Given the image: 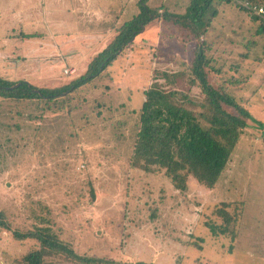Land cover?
I'll list each match as a JSON object with an SVG mask.
<instances>
[{"label": "rangeland", "instance_id": "1", "mask_svg": "<svg viewBox=\"0 0 264 264\" xmlns=\"http://www.w3.org/2000/svg\"><path fill=\"white\" fill-rule=\"evenodd\" d=\"M194 2L200 16L187 19L185 26L175 24L176 18L165 19V12L147 23L134 47L128 46L113 66L81 88L73 113L44 118L31 102L0 101V213L13 228L34 229L45 220L79 254L120 264H264L260 21L222 0H111L105 34L140 16L144 7L185 17ZM23 26L8 38L0 26V47L12 51L11 63L0 59V78L52 88L86 74L95 56L87 46L98 44L94 38L28 37L31 24ZM203 27V35L193 33ZM112 39L105 37L104 46ZM200 45H209L216 66L224 69L218 78L210 75L212 83L217 87L233 78L229 90L251 120L214 189L191 180L181 193L163 174L132 169L130 157L144 90L155 80L166 87L163 74L180 72L182 62L191 64ZM64 67L78 70L66 75ZM221 77L226 80L218 82ZM225 204L233 217L231 234L215 236L210 225L222 224L217 210ZM36 246L0 229V264H25L24 257ZM44 264L74 263L53 256Z\"/></svg>", "mask_w": 264, "mask_h": 264}, {"label": "trees", "instance_id": "2", "mask_svg": "<svg viewBox=\"0 0 264 264\" xmlns=\"http://www.w3.org/2000/svg\"><path fill=\"white\" fill-rule=\"evenodd\" d=\"M211 1L204 0L207 4ZM222 1L232 3L254 16L252 19L261 23L258 33L264 34V25L257 16L233 0ZM249 1L261 3L264 0ZM144 8L140 16L121 26L105 49L92 58L85 75L52 88L25 81L9 82L0 78V101L31 102L36 105V112L44 118L47 114L73 113V102L82 93L81 88L113 66L126 48L133 44L137 34L144 30L145 25L159 18L158 12ZM197 8L194 2L190 8L193 21L200 16V13L196 14L199 11ZM173 18H176L175 24L181 26H185L188 19L186 15ZM165 19L169 21V17ZM193 29L192 32L196 31ZM205 31L206 27H203V30L193 33L200 36ZM211 51L209 45L198 46L191 64L182 62L180 72L171 76L163 74L166 87L155 80L144 90V102L139 112L130 167L145 174H163L174 189L181 193L188 191L191 180L206 189H214L227 170L242 132L251 120L249 110L229 90V86L233 85V78L222 84L218 83L217 87L210 80L211 74L218 78L224 70L222 66H216ZM225 80L221 77L218 82ZM235 82L238 83L236 80ZM195 88L199 90L198 94H194ZM226 108H232L233 112ZM92 195L95 196L93 191ZM226 207L228 206L225 204L217 210L223 220L222 224L210 225L215 236L231 234L233 217L226 211ZM44 221L40 222L41 226L21 231L13 228L4 214L0 213V229L12 232L15 240H33L38 245L26 254L25 264H44L48 257L53 256L74 264H120L79 254L50 226H45Z\"/></svg>", "mask_w": 264, "mask_h": 264}, {"label": "crops", "instance_id": "3", "mask_svg": "<svg viewBox=\"0 0 264 264\" xmlns=\"http://www.w3.org/2000/svg\"><path fill=\"white\" fill-rule=\"evenodd\" d=\"M110 1L0 0V26H2L5 33V38H8V34L17 29L24 30L23 24H31V27L28 28L29 31H27L28 37H39L42 35L44 37L45 33L51 34L53 40L58 39L59 34L70 35L71 37L67 39H77V36L91 37L98 44L96 46H87L90 49L88 53L89 55H97L105 49V37H114L117 34V30L122 26L113 25L111 30H108L105 34V22L108 21L105 17L108 14L106 15L105 12H108L111 17L113 13L108 9L109 6L111 7ZM157 12L160 14L165 12L163 15L165 18L178 15L165 8H160ZM186 18L192 19V12L189 11V7L186 10ZM135 42L136 38L133 40L132 47L135 46ZM54 46L59 47L60 50L61 45L54 43ZM1 58L5 59V62H3L5 65L11 63L12 51H9L6 46L0 47ZM1 61L3 60H0V65ZM63 69L64 73L68 71V74L73 75L78 70V67H64ZM38 77L42 81L44 80L42 76ZM64 79L62 77L61 80ZM53 80H55V77H53Z\"/></svg>", "mask_w": 264, "mask_h": 264}, {"label": "built area", "instance_id": "4", "mask_svg": "<svg viewBox=\"0 0 264 264\" xmlns=\"http://www.w3.org/2000/svg\"><path fill=\"white\" fill-rule=\"evenodd\" d=\"M239 6H242L247 11L251 12L255 16H257L264 25V1L261 3L251 2L249 0H233ZM68 74V71H65Z\"/></svg>", "mask_w": 264, "mask_h": 264}, {"label": "water", "instance_id": "5", "mask_svg": "<svg viewBox=\"0 0 264 264\" xmlns=\"http://www.w3.org/2000/svg\"><path fill=\"white\" fill-rule=\"evenodd\" d=\"M17 86H19V85H17Z\"/></svg>", "mask_w": 264, "mask_h": 264}]
</instances>
